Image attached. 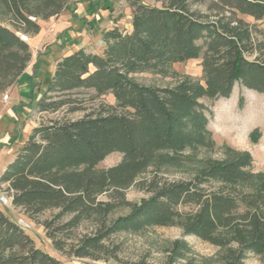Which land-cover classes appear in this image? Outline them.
I'll return each mask as SVG.
<instances>
[{
  "label": "trees",
  "instance_id": "16d2710c",
  "mask_svg": "<svg viewBox=\"0 0 264 264\" xmlns=\"http://www.w3.org/2000/svg\"><path fill=\"white\" fill-rule=\"evenodd\" d=\"M69 1L0 0L13 26L0 24V93L17 82L32 58L18 31L37 33L36 20L60 16ZM130 1L131 29L104 31L100 53L80 48L56 62L34 110L63 115L32 127L1 172L0 185L6 184L11 204L30 219L55 211L41 224L56 251L67 261L77 259L72 264L116 259L109 238L117 232L174 223L185 235L216 246L233 243L224 264H245L248 253L264 261V171L250 169V152L226 147L223 158L203 159L189 179L153 176L138 184L148 196L125 199L129 185L149 167H181L199 148H211L201 98L228 97L235 82L264 93V39L255 38L244 17L264 19V0ZM198 58L201 80L186 76L154 86L132 76L166 74L172 63ZM73 112L83 114L67 116ZM113 151L122 160L96 169ZM103 193L106 199H99ZM120 207L128 212L111 218ZM188 250L176 240L165 264H175ZM0 264L69 263L37 248L0 208Z\"/></svg>",
  "mask_w": 264,
  "mask_h": 264
},
{
  "label": "rangeland",
  "instance_id": "374dc122",
  "mask_svg": "<svg viewBox=\"0 0 264 264\" xmlns=\"http://www.w3.org/2000/svg\"><path fill=\"white\" fill-rule=\"evenodd\" d=\"M148 2V0H145ZM66 16L68 21L61 30H56L50 25L45 33L39 31L31 34L25 31H18L27 36L25 41L32 54L26 70L33 73L28 77L33 90L39 88L43 79H47L54 64V54L52 49L58 55L84 46L91 50H100L104 47L102 33L110 28L117 27L124 31L131 29L132 6L130 0H70L66 5ZM59 17V16H57ZM54 18L55 20L57 19ZM71 17V20L69 19ZM246 21L254 26L255 38L264 39V19L259 21L251 17L244 16ZM34 19V18H33ZM53 19V18H52ZM47 22L49 20H36V22ZM0 24L13 29L10 24V15L0 5ZM40 30V29H39ZM201 59H187L184 62H174L171 64L168 73L153 71H141L132 74L133 78L147 85L171 86L186 76L201 80L202 66ZM15 85L9 86L4 93H0L2 111L0 119L5 123L3 129L0 128V138L5 144L0 143V174L6 168L11 151L7 157H1V151L5 147H11L16 140L23 141L29 128L38 125L39 122H46L52 117L62 116L63 111L51 113H36L31 108L35 95L27 94L25 101L12 104L8 102L10 91ZM38 87V88H37ZM228 97H218L216 99L201 98L205 105L208 117V128L211 132L213 145L211 148H199L192 158L183 163L181 167H162L158 171L149 167L147 171L139 175L134 183L129 185L125 191V199L131 202H139L141 198L149 195L146 190L138 185L147 181L150 177L156 176L157 179L174 181L180 179H189L198 172L200 162L205 158L218 159L224 157L226 147L234 148L240 151L250 152L252 161L250 169L254 172L264 171V93L244 88L238 82H235ZM21 97L22 94L19 93ZM84 98H89L88 94H81ZM80 96V97H81ZM33 100V102H32ZM104 101L113 103L111 96H105ZM93 107L92 104L86 103ZM33 106V105H32ZM7 109H14L15 117H8ZM19 109V110H18ZM16 110H18L16 112ZM18 113V114H16ZM82 112L69 113L70 118L82 116ZM20 115V116H19ZM15 126V127H14ZM17 126V128H16ZM190 151L184 154L188 155ZM122 154L113 151L99 161L96 169L114 166L122 160ZM3 158V159H2ZM6 184L0 185V195L8 197L5 190ZM107 194L103 193L99 199H106ZM2 206L7 216L14 220L25 233L33 239L35 246L43 249L51 256L66 261L69 264L77 262V259L67 261L66 258L56 251L50 239L46 236L41 221L50 218L55 211L45 210L34 219H30L20 208L11 204ZM128 212L127 208H116L111 218L124 215ZM89 224L86 222L77 231H85ZM176 240H181L189 245V250L180 257L175 258L174 263H186L193 261L194 264H224L223 255L227 247H235L233 243L225 247H219L212 243L205 242L194 235H185L176 223L169 225H153L146 229L136 232H117L109 238V244L116 248V259L89 261L93 264H165L170 256V250ZM245 264H264L260 256L248 253Z\"/></svg>",
  "mask_w": 264,
  "mask_h": 264
},
{
  "label": "crops",
  "instance_id": "0c3cea01",
  "mask_svg": "<svg viewBox=\"0 0 264 264\" xmlns=\"http://www.w3.org/2000/svg\"><path fill=\"white\" fill-rule=\"evenodd\" d=\"M65 11H67V9L66 10H64V14L66 13ZM53 18V19H52ZM54 18H56V17H50L48 20L49 21H47V22H44V21H42L41 23L40 22H38V24H39V26H40V30H39V34H40V32H43V34L45 33V31H46V28L47 27H49L50 25H52V26H54V28L56 29V30H61L63 27H64V25L66 24V22L68 21V18L66 17V16H64V18L62 17V14L59 16V17H57V19L55 20ZM69 19L71 20V17H69ZM80 48H83L85 51H87V52H92V53H100V50L98 51V50H91V49H88V48H86V47H84V46H80V47H78V48H76V49H73V50H71V51H68V52H65L64 54H60V55H58L57 54V52L56 51H54L55 49H52L51 51H52V53L54 54V57H55V60H54V64H53V66H52V68H51V72H50V74H49V77L47 78V79H43V81L41 82V84H40V86H39V88L37 89L38 91H37V94H36V91H34L33 90V85L32 84H30V81L28 80V77H30V75L31 74H33V73H30V72H28L27 70H26V68L24 69V71L22 72V74H21V76L18 78V80H17V82L14 84L15 86L13 87V89L10 91V93H9V96H8V102L9 103H12V104H15V103H18V102H20V101H22V100H24L25 101V98H27V94H33V95H35V96H33L34 98V102H33V100H32V102H33V106L31 105V108L34 110V106H35V104H36V102H37V100H38V97L41 95V93L43 92V90H44V88L46 87V85H47V83L49 82V80H50V78H51V76L53 75V73H54V71H55V64H56V62L60 59V58H62V57H64L65 55H67V54H70V53H72V52H74V51H76V50H78V49H80ZM102 50V49H101ZM28 66V65H27ZM19 93L20 94H22V96L20 97L19 96ZM19 110V109H18ZM18 110H16V112L18 111ZM0 111H2V103H1V101H0ZM7 115H8V117H14V119L16 120L17 118L15 117L16 115H15V113H14V109L12 110V109H7ZM16 114H18V113H16ZM20 116V115H19ZM4 121L3 120H1L0 119V128L1 129H3V125H4ZM6 124V123H5ZM15 127V126H14ZM16 128H17V126H16ZM31 130H32V127H30L29 128V130H28V132H27V134H26V136H25V138H24V140L23 141H17L16 140V143L14 142L13 144H12V146L11 147H5V149L4 150H2L1 151V157H3V158H5V157H7V155L9 154V151H11L10 153H11V155L10 156H8L9 157V159H8V162H7V165L9 164V162H11L12 161V159L14 158V156H15V154H16V152L19 150V148L22 146V144H23V142L26 140V138L28 137V135H29V133L31 132ZM0 143L1 144H5V142L0 138ZM8 149H9V151H8ZM2 158V159H3ZM2 206H4V205H2V204H0V208L3 210V207Z\"/></svg>",
  "mask_w": 264,
  "mask_h": 264
},
{
  "label": "built area",
  "instance_id": "2783aa9c",
  "mask_svg": "<svg viewBox=\"0 0 264 264\" xmlns=\"http://www.w3.org/2000/svg\"><path fill=\"white\" fill-rule=\"evenodd\" d=\"M31 19L34 20L33 18H31ZM17 36H18L19 39H21L23 41H27V36L25 34H23V33L20 32V33H17ZM0 204L5 205V206L7 204H9L8 197L5 196V195H3V194H1L0 195Z\"/></svg>",
  "mask_w": 264,
  "mask_h": 264
}]
</instances>
